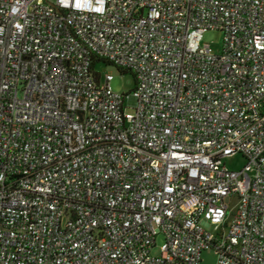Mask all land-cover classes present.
Returning a JSON list of instances; mask_svg holds the SVG:
<instances>
[{"label":"built area","instance_id":"1","mask_svg":"<svg viewBox=\"0 0 264 264\" xmlns=\"http://www.w3.org/2000/svg\"><path fill=\"white\" fill-rule=\"evenodd\" d=\"M206 250L264 264V0H0V264Z\"/></svg>","mask_w":264,"mask_h":264},{"label":"rangeland","instance_id":"2","mask_svg":"<svg viewBox=\"0 0 264 264\" xmlns=\"http://www.w3.org/2000/svg\"><path fill=\"white\" fill-rule=\"evenodd\" d=\"M203 42L209 44L214 51H219L223 43V34L220 31H206L203 35ZM95 70L100 73L101 77L105 75L113 77L110 87L114 93L128 95L135 87L134 76L130 72L121 73L115 66L106 64L96 65ZM224 163L230 170H240L244 165V160L242 156L237 155L233 158H226ZM161 244L162 238L159 237L157 239V247L152 250V256L159 255V246ZM216 262L217 256L214 251L206 250L202 253L200 264H216Z\"/></svg>","mask_w":264,"mask_h":264},{"label":"trees","instance_id":"3","mask_svg":"<svg viewBox=\"0 0 264 264\" xmlns=\"http://www.w3.org/2000/svg\"><path fill=\"white\" fill-rule=\"evenodd\" d=\"M98 64H106V65H110V64H107L105 62H103L102 60H99V59H95L93 60V67H96V65ZM123 73V72H122ZM135 81V80H134Z\"/></svg>","mask_w":264,"mask_h":264}]
</instances>
